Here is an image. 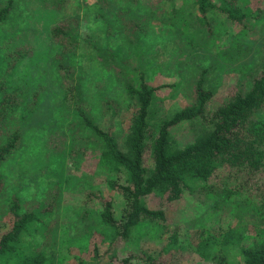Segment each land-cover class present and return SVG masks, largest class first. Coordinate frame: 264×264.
<instances>
[{"label":"rangeland","instance_id":"374dc122","mask_svg":"<svg viewBox=\"0 0 264 264\" xmlns=\"http://www.w3.org/2000/svg\"><path fill=\"white\" fill-rule=\"evenodd\" d=\"M58 1L50 0L42 8V0H25L24 3H31L22 9L21 18L14 17L9 26L21 29L22 35L27 29L29 44L48 57L54 52L52 29L68 20L76 22L77 28L79 25L78 49L74 57L77 75L85 78L87 98L95 116L105 120L99 123L101 127L111 130L120 139L127 132L133 114L128 108L123 85L126 74L135 80L144 76L152 87L169 86L156 94L150 107L149 123L153 127L191 104L193 88L201 79L204 88L213 94L211 110L230 100L236 92L239 73L228 70L218 73L209 66V58L211 60L218 49L233 44L227 27L240 29L215 25L212 32L201 31L190 16L193 0H177L175 5L167 0H138L137 3L131 0H64L61 4ZM251 1L255 6L264 4L263 0ZM7 2L0 0V6ZM241 5L247 8L246 1ZM131 19L145 27L136 29ZM257 24L258 36L252 39L262 43L263 52L259 55L263 59L264 21ZM134 31V39H131L129 35ZM110 55L123 63L122 66H127L125 74H121L120 68L114 67L118 70L116 74L110 70L112 65L104 62ZM6 70L0 58V79ZM44 86L45 101L35 118H31L20 148L2 169L0 226L10 225L14 200H21L23 211L29 212L36 211L39 204L45 202L55 206V214L46 217L43 224L37 221L30 232L24 233V246L31 244L34 248L48 241L50 248H56L61 264H79L81 260L83 264H116L110 263V255L106 254L114 229L103 223L99 200L112 199L114 216L120 220L125 200L108 182L129 185V176L126 171L109 172L100 167V148L94 146L96 142L92 143V134L80 130L75 119L58 112L64 110L59 109L63 92L57 73L51 72ZM113 104L117 108H112ZM23 114L22 110L14 114L20 127ZM106 116L109 121L103 118ZM8 123V128L14 127L11 120ZM197 131L190 123L178 125L171 131L173 144L185 147L195 139ZM145 165L148 168L153 165L149 154ZM145 202L149 209L162 210L165 219L141 222L134 228L131 239L120 246L121 253L134 251L152 257L162 253L163 260L174 264H211V260L204 261L195 251L199 236L194 232H218L216 238L220 244L225 232L245 228L242 242L245 248L264 235L260 227H253L251 219L238 220L230 214L219 213L192 196L167 202L151 194ZM44 232L49 237H44ZM256 234L260 236L255 237ZM82 238L83 241H75ZM95 245L98 256H94ZM219 250L218 247L212 249L211 254ZM223 255L228 264H243V255L237 249L228 248ZM56 261L59 262L57 258Z\"/></svg>","mask_w":264,"mask_h":264},{"label":"trees","instance_id":"16d2710c","mask_svg":"<svg viewBox=\"0 0 264 264\" xmlns=\"http://www.w3.org/2000/svg\"><path fill=\"white\" fill-rule=\"evenodd\" d=\"M7 1L0 6V58L7 67L0 79V194L4 186L3 166L23 143L31 118H35L45 101L47 76L54 72L60 79L63 92L59 109L64 111L58 112L75 119L80 130L92 134V143L96 142L94 146L100 148V167L109 172L126 171L129 176V185L108 182L125 200L120 220L114 216L112 199L99 200L103 223L114 229L113 240L106 251L110 255V263L174 264L163 260L162 253L152 257L134 251H118L122 243L131 239L134 228L144 220L164 221L162 210L149 209L146 205L145 200L151 194L167 202L192 196L219 213L230 214L238 220L249 218L255 225L253 227H260L264 232V58L259 55L263 52L262 43L252 39L258 36L257 23L264 21V4L255 6L251 0H193L190 16L194 26L201 31L209 33L215 25L240 29L227 27L233 44L218 49L216 55L211 60L209 58V66L218 73L227 70L239 73L236 92L230 100L211 110L213 94L204 88L201 79L194 85L193 102L153 127L149 123L150 107L156 94L169 86L152 87L144 76L135 80L126 74L123 85L128 96V108L133 110V114L127 132L120 139L111 130L101 127L99 123L105 120L95 116L87 98L85 78L77 75L74 57L78 49L79 25L77 28L76 22L68 20L54 27L51 34L54 52L48 57L42 56L29 44L27 29L22 35L21 29L9 26L14 17L21 18L22 9L31 2ZM49 1L42 0V8ZM167 1L173 5L177 2ZM244 1L247 8L241 5ZM58 2L61 4L64 0ZM130 22L138 30L145 27L134 19ZM135 33L129 37L134 39ZM104 62L112 65L110 70L114 74L118 71L114 67L120 68L122 75L126 73L127 66L117 62L114 55ZM111 107L117 108V105ZM19 110L24 112L21 127L14 117ZM103 118L109 121L107 116ZM50 119L55 122L54 118ZM9 120L13 128H8ZM186 123L194 125L198 131L192 142L178 148L173 144L171 131ZM147 154L152 156L151 168L145 165ZM10 209V225L0 226V264H61L56 248H50L48 241L35 246L34 250L31 244L24 246L22 239L37 221L43 224L46 217L54 215L55 206L42 202L36 211H23L21 200L16 199ZM194 233L199 236L195 251L206 262L228 264L223 251L230 248L243 255V264H264V235L256 234L255 237H260L245 248L242 245L245 228L221 233L220 244L216 238L218 232ZM44 237L49 236L44 232ZM81 240L84 238L75 239ZM217 247L221 251L211 254ZM94 252V256H98L97 245ZM83 262L81 260L79 264Z\"/></svg>","mask_w":264,"mask_h":264}]
</instances>
